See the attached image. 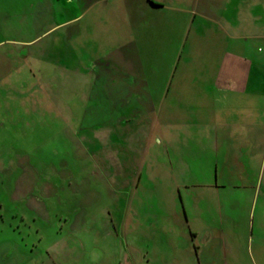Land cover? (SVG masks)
<instances>
[{
  "label": "rangeland",
  "instance_id": "374dc122",
  "mask_svg": "<svg viewBox=\"0 0 264 264\" xmlns=\"http://www.w3.org/2000/svg\"><path fill=\"white\" fill-rule=\"evenodd\" d=\"M86 1L0 0V264H264V138L231 172L241 186H215L213 161L240 151V127L224 123L250 121L233 101V62L264 57V39L223 37L200 5L192 23L132 9L137 25L121 29L119 0L110 19ZM119 38L136 42L145 86L115 90L112 75L113 87L85 90ZM217 130L238 135L219 150ZM203 230L204 245L192 236Z\"/></svg>",
  "mask_w": 264,
  "mask_h": 264
},
{
  "label": "crops",
  "instance_id": "0c3cea01",
  "mask_svg": "<svg viewBox=\"0 0 264 264\" xmlns=\"http://www.w3.org/2000/svg\"><path fill=\"white\" fill-rule=\"evenodd\" d=\"M109 1L111 0H88L86 1V3H88L89 10L105 11L101 14L103 16L106 15L110 19V11L113 10V8L110 9L111 6L107 5ZM114 3H116L115 0ZM199 5L201 6L202 11L201 16L208 22L217 24L223 33V37H229L230 39L236 41H241L243 38L245 40L264 39V13L263 11L259 13L260 4H258V0H119L115 5L117 8L114 6L115 11L119 12V14L115 16L116 21L114 22L116 24V27H121V29H125V26L134 27L137 25L136 21L134 20L135 18H132L130 15L128 17L126 16V14H129L131 12L130 10L134 9L135 11H144L146 10L145 8H149L151 10L171 8L177 11H186V14L192 16V23L194 20L195 12L198 10ZM107 13H109V15ZM258 16L262 20V22H260V25H258L257 22ZM78 18L79 16L74 17L71 20H76ZM112 19H114V17ZM120 19H122V23H119ZM93 20L96 21L97 16H95V19ZM191 23L187 28V35L191 27ZM52 28H50L49 30H51ZM121 32L122 31H120V33ZM116 40L118 43V47H116L112 52L113 54L111 53L110 56H103V58L99 59L101 61H99L98 63L96 61L95 63H91L89 67L90 69L87 70L88 73L86 74H89V72L93 73L94 71L95 73L93 74L96 75V77L94 78L95 81L92 78L91 74L89 75L88 79L82 78L83 83L86 84V87H83L85 90H107L110 86L113 87L114 81L111 78L112 75L119 76V78L121 79V84L126 85H121L122 87L120 86L119 88H115V90L123 89L130 92L142 90V88L140 89L139 87L145 86L142 79L137 80L136 78L139 75L142 76V74L144 73L143 65L140 61V56L137 54V52H140V50L137 47L136 42L132 39L126 42V38H119ZM29 42H32V40ZM239 58L240 59L235 61V63L233 62L234 67L231 74L234 76L235 80L232 86L235 90L240 91L236 93V99L233 98V101L238 106V109H241V112H243L244 116L250 121H246L245 118L241 117V115H237L235 117H231V120L229 119L224 122L226 126H228L227 123L229 122L234 123L232 126H239L241 129V133L239 134L238 139H242L243 141L240 143L239 141H237L239 143L237 144V149H240L239 152L234 153L233 151V154L228 156L227 158L221 157L220 159L216 158L215 160H213L215 164L214 166L216 167V173L214 175V180L216 183L215 186H241L244 183L243 181L246 180L242 178L243 176H240L236 173L231 174V172H237L238 168L241 169L242 164H246V162L242 163L243 156L246 155V152H248L247 149H245L246 146L248 148L249 145L252 150L254 145L257 144L256 140L264 138V97L258 95V92H263L264 90V85H261V82H263L264 80V57L253 59L245 55H240ZM177 62L178 60L176 55L173 63V71L177 67ZM108 69L109 71L112 70V73L108 72L110 77L108 76V74H106ZM225 69V66H219L217 75L219 76L223 73V75L225 76ZM114 70L121 71H119L120 73H114ZM103 72L105 73V75L103 76L104 78L101 79L100 74ZM255 74H258V78H251L254 77ZM259 74H261V76H259ZM75 75L83 76L84 74L79 72V70H76L74 76ZM77 82L78 79L75 83ZM136 82L138 84L137 86H135ZM258 82H260V84H258ZM169 84L170 82L168 83V85ZM99 86L100 88H98ZM168 88L169 86H167L166 89ZM223 88L227 89L229 88V86L223 85ZM249 90L255 92V94L247 93ZM246 96H250L253 98L247 99L245 98ZM128 98L124 96L122 98L123 102L126 101L125 104H127V109H133L134 113L136 111V108L134 109L135 106L133 104H130L131 102ZM120 121L127 122L126 120ZM243 129H246V131L244 132ZM224 132L217 130L215 134H210L209 139H212L213 141L212 148H218L220 150L223 143L222 141L231 138L235 139V137H237L238 135L237 134L235 137H233L235 134H229V136H226L227 134ZM219 140L222 141L218 142ZM240 144H243V146H240ZM262 148V154L264 155V144ZM242 150L245 151L242 152ZM216 154L218 155V153ZM260 163H262V159ZM216 164H220L219 171L221 170L222 173L217 171L218 165ZM219 177L223 178V181L221 183H217L219 182L217 181ZM192 236L193 238H195V241H199L202 245L208 243L212 239V233H206L204 230L200 233L192 232Z\"/></svg>",
  "mask_w": 264,
  "mask_h": 264
}]
</instances>
